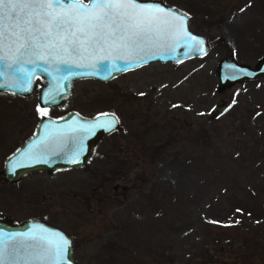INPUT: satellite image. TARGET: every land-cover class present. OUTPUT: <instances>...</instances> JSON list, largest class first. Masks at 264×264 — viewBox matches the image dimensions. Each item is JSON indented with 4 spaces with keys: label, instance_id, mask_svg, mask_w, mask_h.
I'll use <instances>...</instances> for the list:
<instances>
[{
    "label": "rangeland",
    "instance_id": "obj_1",
    "mask_svg": "<svg viewBox=\"0 0 264 264\" xmlns=\"http://www.w3.org/2000/svg\"><path fill=\"white\" fill-rule=\"evenodd\" d=\"M162 1L229 47L75 81L47 114L110 111L119 126L83 167L0 175V215L61 226L77 264H264V76L220 89L215 71L226 56L254 65L264 55V0ZM220 98L228 109L207 118ZM38 108L36 91H0V172Z\"/></svg>",
    "mask_w": 264,
    "mask_h": 264
},
{
    "label": "snow or ice",
    "instance_id": "obj_2",
    "mask_svg": "<svg viewBox=\"0 0 264 264\" xmlns=\"http://www.w3.org/2000/svg\"><path fill=\"white\" fill-rule=\"evenodd\" d=\"M169 40L203 44L202 39L188 32L186 14L142 0H0V64L5 69L18 65L14 71L23 73L21 79L25 84L31 83L39 62L60 65L84 60L111 61L102 67L109 73L119 72L155 59L141 53ZM117 61L124 63L120 66ZM25 64L33 68L25 69ZM38 112L42 117L47 115L44 108H38ZM101 116L104 122L94 123L92 128L112 130L119 123L115 114ZM81 129L88 130L83 125ZM54 134L62 135L63 130L54 128L48 137L24 153V158L46 163L39 157ZM82 151H76L70 162L78 163ZM21 166L14 163L11 167L15 170ZM18 239L33 243L26 249L7 243ZM70 243L63 234L44 230L40 235L0 232V264H15L22 258V251H27L25 264H62Z\"/></svg>",
    "mask_w": 264,
    "mask_h": 264
},
{
    "label": "water",
    "instance_id": "obj_3",
    "mask_svg": "<svg viewBox=\"0 0 264 264\" xmlns=\"http://www.w3.org/2000/svg\"><path fill=\"white\" fill-rule=\"evenodd\" d=\"M143 3L160 5L166 9H173L177 12L187 15V30L197 38L203 40V44L199 45L195 42L187 44L183 42H175L169 40L162 44L147 48L142 56L155 57V59H147V62L134 64L123 71L108 72L102 67L103 64H111V61H93L84 60L76 64H60L49 65L45 62H39V67L33 72L31 83L25 84L21 79L23 73L14 71L18 65L13 68L5 69L4 65L0 64V72L4 75L0 76V91H9L21 96H27L34 91L37 93L38 105L41 108H51L60 106L74 92V83L81 78H95L101 81H107L113 77L137 68L152 61H172L176 62L182 59L191 58L194 56L204 55L210 48L209 39L203 33L196 32L190 27V16L186 12L176 8L173 5L167 4L162 0H142ZM202 49V51H200ZM124 62L117 61V65L122 66ZM25 69L31 70L33 65L25 64ZM47 69V71H45ZM215 71L217 74V86L220 89L226 88L235 82L243 80H251L264 76V55L257 59L254 65L246 62L238 61L233 56H226L218 60ZM244 73H252L245 75ZM27 88L28 90H24ZM49 97V99H46ZM228 104L224 98L218 99L209 112L207 118L220 116L228 109ZM114 114L110 111H103L87 116L71 109L67 113L60 116H41L38 118L32 134L27 137L17 148L9 153L3 162L1 169V178L8 183H17L21 181L27 174L44 171L47 173L54 172L59 169L75 168L85 166L94 154V150L101 138L113 130H105L103 128H92L91 125L97 122H104V117L101 114ZM118 119V117L115 115ZM119 121V119H118ZM84 126L87 131L81 129ZM54 128L63 130L62 135L54 134L47 141V149L43 151L39 157L41 161L47 162L33 163L24 158V153L32 150L37 142L48 137ZM75 129V131H72ZM43 148V146H41ZM83 149L79 156L78 163H71V159L76 151ZM19 150V151H18ZM54 153V154H53ZM19 163L23 166L12 169V164ZM41 230L46 233H60L70 240L69 250L62 264H76L74 257V245L71 234L61 226L52 223L43 218H25L20 221H14L10 216L0 215V232L5 234H26L35 233L41 234ZM9 245L16 244L23 246L25 249L32 241L16 240L7 241ZM21 259L15 264H25L27 251L20 253Z\"/></svg>",
    "mask_w": 264,
    "mask_h": 264
},
{
    "label": "trees",
    "instance_id": "obj_4",
    "mask_svg": "<svg viewBox=\"0 0 264 264\" xmlns=\"http://www.w3.org/2000/svg\"><path fill=\"white\" fill-rule=\"evenodd\" d=\"M209 41H210V44L213 45V46L216 45V44H219V43L224 44L226 47H229V45H230L227 41H225L223 38L221 39L220 36H217V35H215L213 37H210ZM263 207H264V202L262 204V209H263ZM231 209L233 210V207ZM260 212L263 213V210H260ZM260 212H257V213H254V214L257 215Z\"/></svg>",
    "mask_w": 264,
    "mask_h": 264
},
{
    "label": "flooded vegetation",
    "instance_id": "obj_5",
    "mask_svg": "<svg viewBox=\"0 0 264 264\" xmlns=\"http://www.w3.org/2000/svg\"><path fill=\"white\" fill-rule=\"evenodd\" d=\"M257 79V78H256ZM69 110H71V109H68V110H64V111H62V112H60V113H57V114H53V115H49V114H47L48 116H60V115H63V114H65V113H67ZM40 117V116H39ZM38 117V118H39ZM38 120V119H37ZM37 120H36V122H37ZM35 125H36V123H35ZM34 125V126H35ZM33 132V131H32ZM31 135V134H30ZM29 135V136H30ZM28 136V137H29ZM66 169H71V168H66ZM60 170H64V169H60ZM37 172H44V171H37ZM72 236V235H71ZM73 238V237H72ZM73 245L75 246V243H74V239H73ZM74 250H75V248H74ZM75 254V253H74ZM75 257V256H74ZM77 262V261H76Z\"/></svg>",
    "mask_w": 264,
    "mask_h": 264
}]
</instances>
